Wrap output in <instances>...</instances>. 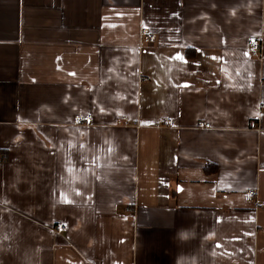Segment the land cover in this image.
I'll return each mask as SVG.
<instances>
[{
	"label": "crops",
	"instance_id": "1",
	"mask_svg": "<svg viewBox=\"0 0 264 264\" xmlns=\"http://www.w3.org/2000/svg\"><path fill=\"white\" fill-rule=\"evenodd\" d=\"M263 104L264 0H0V264H264Z\"/></svg>",
	"mask_w": 264,
	"mask_h": 264
},
{
	"label": "built area",
	"instance_id": "2",
	"mask_svg": "<svg viewBox=\"0 0 264 264\" xmlns=\"http://www.w3.org/2000/svg\"><path fill=\"white\" fill-rule=\"evenodd\" d=\"M143 35L146 36L148 40H153L156 38L154 34L148 33L145 29L143 30ZM248 49L252 57L254 58H260L262 54V49H263V38L262 36L259 35H252L248 39ZM264 107V104L262 105ZM92 121L91 116L89 115H76L74 122L76 124H84V123H89ZM119 124H124L123 120L119 121ZM161 124L168 125V124H173V121L169 118H165L161 121ZM256 123L255 121H252V126H255ZM200 126L203 127H210V123H205L201 122ZM257 192L256 190H250L247 193L248 198H254L256 196ZM264 206V203L262 204ZM56 231L58 233L66 231L67 227L63 223H59L55 227Z\"/></svg>",
	"mask_w": 264,
	"mask_h": 264
}]
</instances>
